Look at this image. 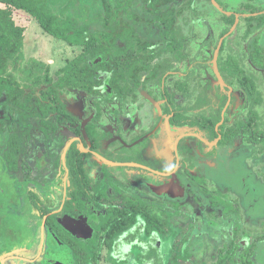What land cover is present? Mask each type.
Wrapping results in <instances>:
<instances>
[{"label": "flooded vegetation", "instance_id": "af4514ba", "mask_svg": "<svg viewBox=\"0 0 264 264\" xmlns=\"http://www.w3.org/2000/svg\"><path fill=\"white\" fill-rule=\"evenodd\" d=\"M246 8H256V11L251 12L261 13L259 19L264 22L262 7L249 4ZM243 13L230 12V15L235 14L236 20L238 15L239 22ZM254 18L250 19V25ZM235 23L231 25L232 29ZM232 29L230 34L235 30L231 32ZM184 40H181L182 47L173 53L182 55ZM149 42V49L153 50L151 56L154 58L151 69L139 73L140 84L136 85L131 79L126 95H119L110 87L120 99L129 96L137 98L135 88L143 86L141 77L144 73L147 74V81L159 77L162 67L156 63L158 54L152 48L153 42ZM168 42L166 38L165 51H168ZM251 48L253 64L264 69V46L255 39ZM219 56L224 59L223 55H218L219 73L216 68L215 71L228 93L218 115L213 112L203 113L192 118L185 111L186 107L176 105L172 93L165 89V103L157 108V113L154 114L152 106L148 105L134 116L128 113L125 130L101 138L99 125H96L101 120V111H98L94 123L81 126L77 124V117L65 105L75 117H57L54 125L45 122L47 128L60 133L40 136L43 142L41 146L47 149L39 151L33 165L25 164L27 151L24 147L29 146L27 142L32 141L34 136L18 133L11 135L8 148L2 154L0 152L6 165L3 168L5 176H0V264H54V256L62 248L70 251L72 264H89L92 260L97 264L101 252L92 250L86 242L91 239L92 246L98 242L111 247L118 244L115 242L117 237H123L125 245L127 236H134L133 243L142 246L145 241L138 236L139 222L144 223L146 235H152L151 243H147L149 248L145 251L149 252L153 244L155 249L152 254L161 264L163 255L153 233L167 236L171 232L172 223L169 221L171 214L166 215V218L156 214L155 197L168 202L165 206L168 213L170 210L180 212L179 204L194 200L195 209L199 211L196 218L200 217L198 221L202 222L199 229L212 236L216 229L224 228V225L214 223L212 215L218 216L215 220L221 219L230 228V211L238 208L235 195L241 198L240 202H245L252 216L264 214V180H260L255 167L249 164L251 159H254L252 165L260 161L264 170V128H257L263 100L254 79L238 64H234L232 59L224 60L230 61L233 70H220ZM254 56H259L262 64L257 63ZM154 67L156 70H152ZM230 73L237 76L250 100L247 120L237 125L230 124ZM165 79L166 75L162 81ZM175 88L176 93L189 92L185 82L178 81ZM101 89L103 92V85ZM26 95L23 97L25 100ZM23 98L21 104L11 103L23 105ZM208 99L209 96L205 95L198 97L193 107L208 104ZM153 103L156 105V102ZM40 109L45 114L56 113L58 116L57 112ZM3 125L0 122V127ZM243 135L248 136V144L257 147L258 151L251 156L235 157V146L241 145ZM107 141L110 144L106 145ZM52 156L58 157L50 165L48 160ZM22 173L25 176L22 177ZM219 190L228 194L227 202L223 204H219ZM57 195L60 196V203L57 202ZM169 204L174 207H169ZM226 214L229 218L225 217ZM155 220L163 223L164 232L155 226ZM127 223L131 224L114 232L115 228L126 226ZM192 225L190 222L183 226L180 238L191 233ZM239 226L233 227L234 236L230 245L220 249L216 264L230 252L233 259L228 260L229 264H242L243 254H247L252 264H261L254 260L257 245L247 244L246 238L238 236ZM133 228H136L134 233L131 231ZM110 236L112 242L107 243L106 238ZM86 252L90 256L87 261L86 257L80 258ZM189 257L192 256H178L176 264H191Z\"/></svg>", "mask_w": 264, "mask_h": 264}, {"label": "rangeland", "instance_id": "374dc122", "mask_svg": "<svg viewBox=\"0 0 264 264\" xmlns=\"http://www.w3.org/2000/svg\"><path fill=\"white\" fill-rule=\"evenodd\" d=\"M217 1L224 10L232 13L239 11L241 8H246L249 4L264 9V0ZM135 3L132 9L148 20L147 22L139 23L137 28L143 40L153 42L152 48L156 49L158 54L156 63L162 67L159 77L155 80L147 81L145 79L147 74L144 73L141 77L143 86L135 88L137 98L133 99L132 96H129L126 99H120L110 88V74L103 68V63L106 60L101 55L95 58H88V64L96 67L97 76L103 81L102 94L90 95L84 90L72 88L58 90L61 101L77 117V124L83 126L85 123H94L98 111H101V120L96 122V125H99L98 131L100 135L102 134L101 138H108L112 134L121 133V131L125 130V118L128 113L134 116L138 110L145 109L147 105L152 106L154 114L155 112L157 113V108L165 103L163 94L165 89L172 93L173 102L176 105L186 107L185 111L192 118L203 113L213 112L218 115L222 111V103L225 102V97L228 93L224 89L225 85L220 83L214 67L216 50L221 38L224 37L222 34L224 31L232 29V26L225 21V14L213 4L212 0H181L177 3L176 6L179 8L185 5L182 14L177 16V25L182 29L185 40L182 55H176L170 51L163 50L166 46V38L161 35L160 30L151 22L154 21L155 15L150 14L142 2L136 1ZM76 11L82 13L81 18L84 19L83 21L93 20L102 11V6L100 0H74V3H71L69 12L74 14ZM253 17H255L252 19L253 24L250 25V19ZM260 17L261 13L258 12L247 11L241 14L238 25L232 34L225 35V48L222 52L221 50L219 52V55H223L224 59H232L234 64H238L254 79L263 100L260 105L261 117L259 118L258 129L264 128V69L258 68L253 64L251 60V44L257 39L264 46V22L259 19ZM92 25L94 29L100 26V23H93ZM73 54V47L67 42L48 36L37 23H33L25 39L19 65L22 68L35 64V77H42L46 69L50 67L53 80L56 82L59 76L55 73V69L65 65L68 58ZM21 68L13 70L19 78L25 75ZM230 69L233 70L231 67ZM165 75L166 79L163 82ZM229 75L232 82L230 124L237 125L247 120L250 100L242 89L237 76H233L231 73ZM178 81L186 83L187 87H189L188 93H176L175 86ZM48 87L49 85L41 84L27 88L26 93L35 91V97L30 102H26L25 98H23V105L12 104L6 96L0 98V122L4 124L0 127V135H2V141H0L1 154L3 150L8 148V139L11 135L15 133L23 136L32 135L34 136L32 141L27 142L29 146H25L24 149L27 151L25 164L33 165L34 158H36L39 151L47 149L46 146H41L43 142L40 136L46 133H60V131H53L45 125V122L50 125L56 124L57 114H45L39 107L40 103L47 102L43 99L41 100V90ZM202 95L209 96L208 100L210 102L203 106L193 107L198 97ZM153 102H156V105ZM197 108L202 109L198 110ZM241 140L243 144H236L235 146V157L239 155L251 156L257 153L258 148H253V146L248 144L247 135H243ZM105 144H110V141L105 142ZM54 156L49 157L50 160L48 162L50 165L54 164L55 158L59 155ZM253 161L254 159H251L250 166L255 167L260 180H264L263 164L258 161L255 165H252ZM5 166L4 160L0 157V176H5L3 170ZM21 176L23 177L25 174L22 173ZM219 194V204L227 202L226 197L228 194H225L222 190H219ZM234 197H236L235 201H238V208L236 207L234 211H230V228L221 219L215 220L218 216L212 215L214 223L224 225L223 229H216L213 236L199 229L202 222L198 221L200 217L196 218V214L198 216L199 211L195 209L194 200L186 201L182 205L179 204L180 212L175 213L170 210L168 213L165 208L168 202L163 201L160 197H155L156 214L161 217L171 214L169 221L172 223L171 232L167 236L158 232L153 233L156 245L159 246L161 255H163L161 264H176L178 263L177 257L180 255L192 256L191 258L189 257V263L191 264H216L220 249L230 245V241L234 236L233 227L238 225L241 226H239L238 236L246 238L247 244L255 243L257 245L254 260L264 264V214L252 216L245 202L243 200L240 202L241 198H238L237 195ZM56 199L60 203L59 195L56 196ZM170 206H173V204H169ZM194 217L197 222L194 221ZM225 217L229 218V215L226 214ZM190 222L193 223L191 233H187L186 237L180 238L183 226ZM138 225H140L139 239L145 241L142 246L137 242L133 243L134 236H127L125 245H123L124 238L117 237L115 242L118 244H114L111 247L98 242L95 246H92V240H88L86 243L92 250L101 252V257L97 264H158L152 254V250L155 249L153 244H151L149 252L145 251L149 248L147 243H151L152 235H146L144 223L139 222ZM196 226H198V229ZM135 230L136 228H133L131 231L134 233ZM89 264H94V261H90Z\"/></svg>", "mask_w": 264, "mask_h": 264}, {"label": "trees", "instance_id": "16d2710c", "mask_svg": "<svg viewBox=\"0 0 264 264\" xmlns=\"http://www.w3.org/2000/svg\"><path fill=\"white\" fill-rule=\"evenodd\" d=\"M136 1L142 2L146 10L155 15L151 22L163 37L169 39L167 50L172 53L179 50L183 45L181 40L185 39L182 29L177 25V16L182 14L185 7L176 6L181 0H100L102 11L93 20L85 21L81 18L82 13L69 12L74 0H0V98L7 96L10 102L21 104L25 94L27 101L35 96V91L26 93V88L46 84L49 87L41 90V100L48 103L40 104V107L46 112H57L60 119L73 118L75 116L62 103L55 87L80 88L92 95L101 94L103 81L97 76L96 67L90 66L87 61L98 55L106 60L103 68L110 74V87L117 94L126 95L129 81L132 79L136 85L140 84L139 73L150 70L154 58L151 56L153 50L149 49L150 42L143 40L138 32L137 25L148 20L132 9ZM254 10L241 8L239 12ZM224 18L233 25L236 15L225 14ZM33 23H37L48 36L73 47L74 54L68 58L67 63L55 69L59 76L56 82L50 67L42 77H35V64L22 68L19 65L25 39ZM93 23H100V26L93 29ZM228 32L224 31L222 36ZM225 45L226 40L221 52ZM254 58L257 63L262 64L259 56ZM219 65L220 70L230 69V61L221 56ZM19 68L25 73L21 78L13 71ZM152 70H156V67ZM128 224L131 223L115 228L114 232L125 229ZM154 224L164 232L162 222L155 220ZM111 236L106 238L107 243L112 242ZM83 257L87 261L89 253H82L80 258ZM93 259L96 260L97 257ZM231 259L232 252L225 255L219 264H229L228 260L232 261ZM241 260L242 264H252L247 254H243Z\"/></svg>", "mask_w": 264, "mask_h": 264}, {"label": "water", "instance_id": "95a60500", "mask_svg": "<svg viewBox=\"0 0 264 264\" xmlns=\"http://www.w3.org/2000/svg\"><path fill=\"white\" fill-rule=\"evenodd\" d=\"M213 1V4L220 10L222 11L224 14H227V15H230V12L229 11H226L224 10L218 3L217 0H212ZM238 15H237V20H236V23L233 27V29L231 30V32L235 29L237 23H238ZM230 34V31L226 34L229 35ZM224 39H225V36L221 38L220 42H219V45L217 47V50H216V54H215V57H214V65H215V68H216V71L217 73H219V70H218V65H217V60H218V55H219V52H220V49L222 47V44L224 42ZM54 264H72V257H71V254H70V251L67 249V248H62L58 253L55 254L54 256Z\"/></svg>", "mask_w": 264, "mask_h": 264}]
</instances>
